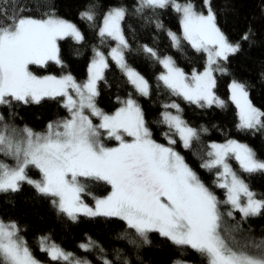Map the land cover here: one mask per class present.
I'll list each match as a JSON object with an SVG mask.
<instances>
[{
    "label": "snow or ice",
    "instance_id": "6c2138e0",
    "mask_svg": "<svg viewBox=\"0 0 264 264\" xmlns=\"http://www.w3.org/2000/svg\"><path fill=\"white\" fill-rule=\"evenodd\" d=\"M202 4L204 11H198L192 0H137L134 12L146 22H154L158 29L164 27L160 10L171 8L179 14L182 36L171 30L167 35L175 47L184 39L197 51L207 53L203 72L193 70L189 76L171 57L161 58L147 45L142 49L164 66L166 72L157 79L172 94L201 108L213 104L224 107L225 102L213 91V73L227 72L219 61H227L230 54L239 52L240 43L231 42L219 27L212 0H202ZM14 7L16 11L11 14L7 6L0 8V109L11 110L7 118L0 111V193H16L28 184L38 196L48 198L57 213L73 222L80 215L118 218L126 225L122 238L137 247L138 242L149 243L148 234L156 232L178 248L194 250L205 264H264V235H252L250 226L245 229L249 218L264 215V198H257L228 162L234 158L243 172L252 174L264 173V160L249 145L233 139L202 148L201 133L207 129L190 126L175 102L163 105L157 121L166 126L167 130L159 133L166 144L154 138L144 111L131 95L124 100L117 97L121 106L111 114L103 111L96 103L97 81L104 78L108 60L98 49H94L88 79L83 83H77L70 73L60 77L36 75L32 66L44 67L49 61L64 66L58 41L72 37L79 43L85 37L75 23L56 14L54 5L35 0L29 11L24 0H15ZM45 7L47 11H35ZM127 15L125 6L108 7L98 35L101 43L109 38L116 42L108 55L135 90L148 96V80L125 61L124 53L130 45L122 22ZM79 16L97 27V6L92 0ZM251 35L249 27L241 39L247 41ZM247 88L237 80L230 84V99L239 109L237 127L264 130V111L249 100ZM46 98H59L68 115L49 121L43 131L14 122L18 117L16 105L40 104ZM93 118H98L99 123H94ZM105 137L117 141V146H107ZM176 137L184 149L199 154L200 168L214 173L211 185L176 150ZM33 168L38 170L39 179L29 175ZM89 182H103L111 189L103 197L93 196V206L83 199L84 195L92 196ZM213 187L225 190L224 199L216 195ZM225 218L234 223L227 224ZM22 231L16 220L0 217V264H45L34 255ZM245 232L243 239H237ZM38 244L50 262L92 264L64 250L49 236H40ZM79 247L90 251L99 246L88 237V242ZM103 264L112 261L105 258ZM172 264L189 261L177 258Z\"/></svg>",
    "mask_w": 264,
    "mask_h": 264
},
{
    "label": "trees",
    "instance_id": "16d2710c",
    "mask_svg": "<svg viewBox=\"0 0 264 264\" xmlns=\"http://www.w3.org/2000/svg\"><path fill=\"white\" fill-rule=\"evenodd\" d=\"M35 0H24L32 11ZM89 0H39L45 5H54L56 14L75 23L84 34V41L77 43L72 37H65L58 41L60 58L64 66L49 61L44 67L32 66L31 70L36 75L71 74L81 83L88 77V68L94 56V49L107 54L114 46V41L105 39L101 43L98 35V26L103 13L110 6H125L128 15L122 22L125 36L130 48L125 50L124 56L127 64L139 72L148 80L150 94L140 95L128 81L125 74L107 57L108 67L104 69L102 80L97 82L99 95L96 97L97 106L106 113L111 114L121 106L120 100L127 99L129 95L137 101L145 113V119L154 132V138L160 143L167 141L159 135L167 130L166 126L157 124L160 114L164 111V104L175 102L182 110L180 115L190 126L200 129L206 128L207 132L201 133V147L215 143H225L228 139L249 145L259 159L264 160V130L240 129L238 110L230 99L229 85L233 80L245 83L248 88V98L252 104L264 111V0H212L213 10L217 14V23L222 31L233 43H240V51L230 54L227 61H219V65L227 69V72H214L216 86L213 89L216 96L225 102L224 107L213 104L210 107H199L184 100L183 97L174 95L167 89L158 77L163 73L162 64L154 57L149 56L142 49L143 45L154 48L160 57L169 56L175 65L190 75L193 70L200 72L206 64V54L197 51L191 44L181 39L179 47L173 46L167 35V30L182 35L180 16L171 8L159 11V19L163 22V29H158L155 23H148L144 18L135 14L134 8L137 0H92L97 6V27H92L89 22L81 20L79 13L85 9ZM198 11H204L202 0H192ZM15 0H3L0 8L8 7L9 13H15ZM48 8H37V13L47 11ZM252 28L249 40H242L243 34ZM62 101L57 99H45L40 104L16 105L15 112L18 117L15 123L23 127L25 124L35 131H43L46 124L54 119L68 115L67 109L61 106ZM6 118L9 109H0ZM175 148L185 156L187 162L198 174L211 185L214 173L200 168L199 154L193 155L192 151L182 147L179 138L176 137ZM107 144L113 140H104ZM109 142V143H108ZM111 144V143H110ZM206 150V149H205ZM234 170L245 180L251 190L257 193V198H264V173H245L231 160ZM29 175L39 178L38 170L30 169ZM110 186L103 183L89 182V191L92 196L84 195L85 203L94 204L93 196L103 197L110 191ZM216 195L224 199V189L213 187ZM226 208H222L225 211ZM236 219H240L237 212ZM0 217L5 220H16L22 228V234L32 248L34 255L45 264H61L50 262L46 253L39 251L38 238L49 236L53 242L64 250L74 253L75 256L90 260L92 264H103L105 258L112 264H172L177 258L187 259L192 264H205L204 258L190 248H178L169 240L161 237L156 232L148 234L149 243H139V247L122 238L126 231V225L118 218L87 217L80 215L77 222L71 221L67 216L57 213L48 198L38 196L31 186L24 184L19 192L0 193ZM227 224L234 221L225 218ZM252 229V235L260 237L264 235V215L249 218L245 229ZM131 231V230H127ZM247 232L237 236L243 239ZM88 237L96 241L99 247L90 251L80 248L81 243H87ZM103 248V252L100 251Z\"/></svg>",
    "mask_w": 264,
    "mask_h": 264
},
{
    "label": "rangeland",
    "instance_id": "374dc122",
    "mask_svg": "<svg viewBox=\"0 0 264 264\" xmlns=\"http://www.w3.org/2000/svg\"><path fill=\"white\" fill-rule=\"evenodd\" d=\"M181 31H182V27H181ZM182 36V35H181ZM115 42V41H114ZM116 46V42L114 43V46L113 47H115ZM111 50V49H110ZM110 50H109V52H110ZM108 52V53H109ZM108 53L107 54H105V56L106 57H110L109 55H108ZM206 54V61H207V53H205ZM94 57V56H93ZM167 57H169V56H167ZM111 58V57H110ZM161 58H163V57H161ZM112 59V58H111ZM113 60V59H112ZM92 61V60H91ZM114 61V60H113ZM115 62V61H114ZM115 64L117 65V63L115 62ZM118 66V65H117ZM163 66V65H162ZM205 66H206V64H205ZM36 67H40V66H36ZM119 67V66H118ZM120 68V67H119ZM205 68V67H204ZM204 68H203V70H201L200 72H203L204 71ZM121 69V68H120ZM163 69H164V71H163V73H165L166 72V69L164 68V66H163ZM122 71V70H121ZM123 72V71H122ZM124 73V72H123ZM125 74V73H124ZM62 75H65V74H60V75H58V76H56V77H60V76H62ZM89 75V74H88ZM191 75V74H190ZM189 75V76H190ZM213 75H214V73H213ZM40 76H44V75H40ZM55 76V75H54ZM125 76H126V74H125ZM127 77V76H126ZM87 79H88V77H87ZM86 79V80H87ZM128 79V78H127ZM85 80V81H86ZM85 81H83V82H85ZM83 82H81V83H83ZM98 82V81H97ZM78 83V82H77ZM163 83V82H162ZM231 84V83H230ZM134 87V86H133ZM229 89H230V85H229ZM230 97H231V89H230ZM235 103V102H234ZM236 105V104H235ZM237 107V106H236ZM237 110H238V113H239V109L237 108ZM170 111L173 113V114H177L176 113V110L175 109H170ZM87 114V113H86ZM238 117H239V115H238ZM93 122L94 123H99V119L98 118H93ZM127 139H130L129 137H126ZM105 140H113V142H108L109 144H107L105 141V144L107 145V146H109V147H115V146H117V144H118V142L117 141H115L114 139H108L107 137H105ZM240 143H242V142H240ZM245 144V143H244ZM231 160L232 161H234L235 163H236V165L240 168V165H239V163L234 159V158H229V160H228V162H229V164L231 165ZM232 166V165H231ZM232 168H233V166H232ZM234 169V168H233ZM39 179V178H38ZM94 205V204H93ZM93 205H89V206H93ZM189 264H192V263H190L189 262Z\"/></svg>",
    "mask_w": 264,
    "mask_h": 264
}]
</instances>
